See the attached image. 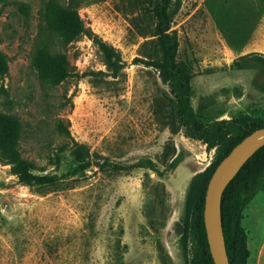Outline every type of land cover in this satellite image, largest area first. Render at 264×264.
I'll return each mask as SVG.
<instances>
[{"label":"rangeland","instance_id":"obj_1","mask_svg":"<svg viewBox=\"0 0 264 264\" xmlns=\"http://www.w3.org/2000/svg\"><path fill=\"white\" fill-rule=\"evenodd\" d=\"M78 13L86 31L55 38L50 0H0V113L24 126L20 149L39 183L0 160V264H189L176 223L187 187L214 166L218 147L186 136L160 72L156 37L136 0H55ZM172 28L177 60L192 68V103L201 121L242 115L264 122V66L237 68L264 53V0H181ZM64 55L67 75L42 81L38 42ZM121 55L113 73L99 41ZM93 71H100L98 74ZM78 145H74V142ZM179 154L176 168L166 165ZM151 160L153 168L139 161ZM246 247L264 235V177L242 209Z\"/></svg>","mask_w":264,"mask_h":264},{"label":"trees","instance_id":"obj_2","mask_svg":"<svg viewBox=\"0 0 264 264\" xmlns=\"http://www.w3.org/2000/svg\"><path fill=\"white\" fill-rule=\"evenodd\" d=\"M141 5V16L147 24L146 33L156 37L160 52L157 59H139L155 67L167 81L175 100V119L184 134L205 143L207 149L220 148L219 159L214 166L196 172L187 187L184 212L176 223L183 248L189 249V264H215L212 257L204 223V205L208 182L220 160L244 136L264 122L249 115L217 118L203 122L192 103V68L177 60L179 45L177 30L172 28L174 17L181 7V0H136ZM47 17L50 27L56 31L55 38L69 41L86 31L78 13L59 5L55 0L48 3ZM51 38L37 43L33 51L42 81L50 84L61 81L67 75L64 55L50 45ZM99 49L104 63L118 73L121 68L120 53L108 42L100 40ZM232 64L237 68L253 64L264 66V53L251 51L237 56ZM7 54L0 49V75L8 72ZM100 71H93L98 74ZM23 123L14 114L0 113V160L10 163L20 180L39 183L44 177L32 173L34 160L25 157L20 149L24 133ZM74 145H78L75 141ZM181 161L179 154L166 165V170L176 168ZM139 165L153 168L151 160L139 161ZM264 177V144L242 165L231 179L222 195V222L230 264H248L250 253L246 247L244 228L241 225L242 209Z\"/></svg>","mask_w":264,"mask_h":264},{"label":"water","instance_id":"obj_3","mask_svg":"<svg viewBox=\"0 0 264 264\" xmlns=\"http://www.w3.org/2000/svg\"><path fill=\"white\" fill-rule=\"evenodd\" d=\"M264 144V126L244 136L214 169L208 182L204 223L209 248L215 264H230L222 222V195L245 161Z\"/></svg>","mask_w":264,"mask_h":264},{"label":"crops","instance_id":"obj_4","mask_svg":"<svg viewBox=\"0 0 264 264\" xmlns=\"http://www.w3.org/2000/svg\"><path fill=\"white\" fill-rule=\"evenodd\" d=\"M251 255L248 264H264V235L258 242L251 240Z\"/></svg>","mask_w":264,"mask_h":264}]
</instances>
